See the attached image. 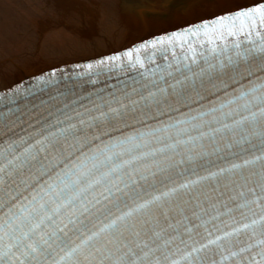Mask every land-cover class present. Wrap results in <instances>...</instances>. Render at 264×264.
Returning a JSON list of instances; mask_svg holds the SVG:
<instances>
[{"label":"snow or ice","instance_id":"snow-or-ice-1","mask_svg":"<svg viewBox=\"0 0 264 264\" xmlns=\"http://www.w3.org/2000/svg\"><path fill=\"white\" fill-rule=\"evenodd\" d=\"M74 67L0 94V264H264V0Z\"/></svg>","mask_w":264,"mask_h":264},{"label":"bare ground","instance_id":"bare-ground-1","mask_svg":"<svg viewBox=\"0 0 264 264\" xmlns=\"http://www.w3.org/2000/svg\"><path fill=\"white\" fill-rule=\"evenodd\" d=\"M257 0H0V94Z\"/></svg>","mask_w":264,"mask_h":264}]
</instances>
